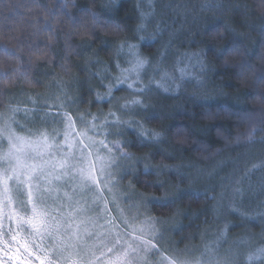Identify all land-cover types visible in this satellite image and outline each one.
Here are the masks:
<instances>
[{
	"label": "trees",
	"instance_id": "16d2710c",
	"mask_svg": "<svg viewBox=\"0 0 264 264\" xmlns=\"http://www.w3.org/2000/svg\"><path fill=\"white\" fill-rule=\"evenodd\" d=\"M146 1L0 0V109L20 98H38L55 85L74 84L76 107L98 111L89 103L85 79H90L89 86L97 83L99 95L106 94L102 83L109 90L112 83L108 96L116 95L125 81L121 74H110L118 52L131 45L138 58L152 53L135 32L138 7L146 11ZM154 1L155 9L164 8L160 32H177L174 50L179 61L184 59L169 78L176 84L181 72L184 79L189 64L205 73L201 86L193 80V87L181 90L171 104L136 116L134 133L115 136L124 142L115 151L138 160L136 176L126 173L119 183L141 195L151 218L169 221L167 255L169 248L175 249L173 242L191 235L212 214L211 192L188 184L174 168L186 164L215 170L222 162H235L236 168L239 163L241 178L247 174L260 189L254 200H245L248 214L264 213V0ZM171 89L174 93L176 88ZM148 166L173 171L157 173ZM41 209L55 226H34L32 233L21 226L18 234L7 217L0 239L26 238L15 246H0V264H98L100 248L84 257L72 254L74 244L66 231L71 211L55 202L43 203ZM22 211L29 220L31 213ZM16 248L19 262L12 256Z\"/></svg>",
	"mask_w": 264,
	"mask_h": 264
},
{
	"label": "rangeland",
	"instance_id": "374dc122",
	"mask_svg": "<svg viewBox=\"0 0 264 264\" xmlns=\"http://www.w3.org/2000/svg\"><path fill=\"white\" fill-rule=\"evenodd\" d=\"M145 5L148 9L144 12L138 7L135 32L144 38L152 53L138 58L139 55H134L137 48L132 49L131 45L118 52L110 74L114 78L121 74L125 81L120 84L123 89L115 90L116 95L108 96L112 83L110 90L102 83L106 94L99 95L97 83L92 88L90 79H85L83 83L88 87L84 88L91 93L89 103L97 105L98 111L76 107L71 97L74 84L55 85L38 98H20L14 105L0 109V227L5 225L7 217L8 224L18 234L21 226L31 233L34 226L53 227L55 224L47 220L41 205L55 202L60 209L71 211L72 219L66 231L74 244L72 254L84 257L100 248L98 264H264V258L249 260V257H264L261 253L264 213L252 210L248 214L251 209L246 208L249 203L245 201L255 199L259 184L250 183L247 174L241 178L239 163L236 168L235 162H222L217 169L209 171L186 164L174 168L173 173L188 184L201 185L211 192L212 214L191 235L173 242L175 249L169 248L167 255L163 251L167 249L166 240L170 239L169 221L151 218L141 195L128 184L119 183L126 173L136 176L138 160L115 151L124 144L116 137L134 133L132 125L136 116L159 110L162 104H171L168 101L174 100L178 93L193 87V80L194 86L205 81L204 71L191 64L183 71L184 79L181 72H177L176 84L169 78L184 60L179 61L174 50L177 32H160L164 8L155 9L154 0H147ZM149 27L153 29L150 32ZM187 58L190 59V54ZM141 61L143 67L137 69ZM86 74L90 78L88 70ZM173 86L176 89L171 93ZM38 152L43 156L37 155ZM142 163L140 159L139 164ZM41 165H46L44 174L33 175L30 182L26 181V175L33 168L38 172ZM146 169L157 173L173 171L166 167ZM249 172L247 169L246 173ZM9 176L13 179H8ZM16 177L25 182L19 183ZM18 203H22L21 207ZM22 210L31 213L29 220ZM252 227L256 231H251ZM23 236L0 239V246L18 245ZM32 236L28 237L29 243ZM14 256L19 262L18 256Z\"/></svg>",
	"mask_w": 264,
	"mask_h": 264
},
{
	"label": "snow or ice",
	"instance_id": "6c2138e0",
	"mask_svg": "<svg viewBox=\"0 0 264 264\" xmlns=\"http://www.w3.org/2000/svg\"><path fill=\"white\" fill-rule=\"evenodd\" d=\"M142 67H143V62H142V61H141V62H138L137 69L142 68ZM135 70H136V69H134V71H135ZM122 82H123V81H122ZM129 87H132V85H129ZM133 103H139V102H138V101H134ZM37 155L43 156V153L38 152ZM45 166H46V165H41V166L39 167V171H38V172H37L36 168H33V171H32L31 173H28V174L26 175L25 180L28 181V182H30L31 179H32V177H33V175H35V176H37V177L42 176V175L44 174V172H43V168H44ZM8 179H13V177H12V176H9ZM15 179H16L19 183H24V182H25V181H20V180H19V177H16ZM6 185H7V181H5V194H7V187H6ZM21 191H22V190H21ZM29 195H31V193H29ZM261 253H264V249L261 250ZM261 258H264V257H261V256L249 257V260L251 261L252 259H261Z\"/></svg>",
	"mask_w": 264,
	"mask_h": 264
}]
</instances>
